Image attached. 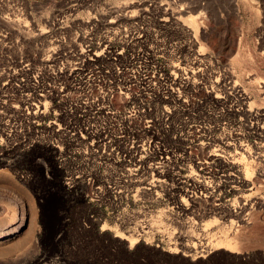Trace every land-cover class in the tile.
<instances>
[{
  "label": "rangeland",
  "instance_id": "obj_1",
  "mask_svg": "<svg viewBox=\"0 0 264 264\" xmlns=\"http://www.w3.org/2000/svg\"><path fill=\"white\" fill-rule=\"evenodd\" d=\"M69 121L132 128L140 161L53 147ZM114 161L133 198L64 184ZM239 203L236 248L205 252ZM0 264H264V0H0Z\"/></svg>",
  "mask_w": 264,
  "mask_h": 264
},
{
  "label": "bare ground",
  "instance_id": "obj_2",
  "mask_svg": "<svg viewBox=\"0 0 264 264\" xmlns=\"http://www.w3.org/2000/svg\"><path fill=\"white\" fill-rule=\"evenodd\" d=\"M201 14L202 13H198L197 15H190L189 14V16H187L188 21L192 24V22L195 19H197ZM193 25H194V22H193ZM159 77H160V79H164V77L162 76V72L159 73ZM185 79H186V77H185ZM163 116L165 119H168V112L164 113ZM136 118H137L136 114H130V113L128 115H125V117H124V119L128 121V124L135 122ZM161 119H163V118H161ZM68 123H67V126L65 127L67 129L65 131H64V129H62L63 132H60L58 137L54 138L50 144L53 147H56V148L61 150V149H64L66 145L72 146L73 144H80V143L85 142L86 139L90 138L91 142L89 144V147L86 146V149L89 150L90 152L87 153L88 151L84 150V156L86 155L84 157V159L87 162H89V160H91L90 154L96 155V153H97L98 156L99 155L100 156H109V155H111L112 151L114 149H116L117 144L123 143L122 142L123 140L121 141L122 135H119V136L117 135L118 138L115 140L117 144L115 145V143H114L115 141L113 139L111 140L112 136H109L106 133L102 134V131H100L99 129H96V127L92 128L91 126L90 127L86 126L84 128H79V127L76 128L73 121H69ZM116 127L119 128V126H116ZM100 129L102 130V126ZM103 129H105V128H103ZM113 129H115V128H112V130ZM128 129H129V131L127 132V135H126L127 136V138H126L127 142L123 143L124 149L128 152L135 151V153L138 152L137 154H139L138 158L133 156V154H132L131 156L130 155L127 156V159H124L123 162H125V165L127 166V168L130 169L129 163H131V159H133L134 163L136 161H140L141 156H142L141 152L143 151L142 145L144 143L135 144L133 140L131 141V143H129L130 132H131L132 128L129 127ZM118 133H120V132H118ZM70 146L68 148H70ZM76 147H79V145ZM158 149H160L164 152H167V153L169 152V149H167V147L160 148L158 146ZM125 156L126 155H124V157ZM122 158H123V155H122ZM135 158H137V159H135ZM104 163H106V162H104ZM168 163H169L168 155H165V159H163V156H160V159L158 161L150 164L149 169H153V171L156 170L157 173H159L158 174L159 176L154 179V183L156 186H157V184L162 183L160 176H161V173L163 171V168L168 166ZM107 164H109V163H107ZM85 165H87V164H85ZM109 167L111 169V174L108 173L109 175L108 176L106 175L107 177H104L102 179L96 178L99 176L97 175L98 173L95 171V168H96L95 167L93 169V172L88 173L85 170L87 172V175H81L80 173L75 174V172H74V174H70L68 177L64 176L65 177L64 184L66 185V187L77 192L81 197L85 198L86 200H88L92 203H97V205H99V206L101 204L107 205L110 202L115 203L117 201V199L128 200L131 197L133 198V196L138 193V191H137L138 187H136L135 191H134L130 187V184L134 183L135 181L137 183L138 181H140L139 178L134 179V181H133L132 180L133 177L131 175L125 173L124 170H122V168L124 166H122V168L121 167L118 168L119 166L117 167V165L115 164V161H114L113 165H109ZM75 169H73V170H75ZM88 170L90 171V169H88ZM118 170H122V172H119ZM113 175H118V177H114ZM204 186H205V184H204ZM213 210L214 211H212V212L214 214H218V217L220 219H222V221H220L221 224H220L219 231H218L221 234L219 236L221 238L218 240L217 243H210V241H209L208 244H206L205 252L212 253L214 250L220 249V248H224V249H227V248L232 249L233 248V249H235L236 247L231 246L232 243L229 242V240L232 239V238H230V235H233L235 233V226L237 223L240 224V223L246 222V218H247L246 215L247 216L250 215V212L252 210L247 206L246 203H242V204L239 203L237 205L232 204L231 206H218V207H215Z\"/></svg>",
  "mask_w": 264,
  "mask_h": 264
}]
</instances>
